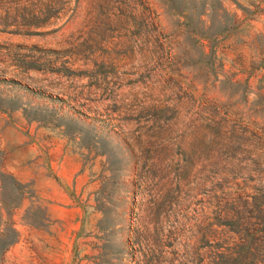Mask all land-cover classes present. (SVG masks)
Masks as SVG:
<instances>
[{
  "label": "rangeland",
  "instance_id": "obj_1",
  "mask_svg": "<svg viewBox=\"0 0 264 264\" xmlns=\"http://www.w3.org/2000/svg\"><path fill=\"white\" fill-rule=\"evenodd\" d=\"M0 264H264V0H0Z\"/></svg>",
  "mask_w": 264,
  "mask_h": 264
},
{
  "label": "crops",
  "instance_id": "obj_2",
  "mask_svg": "<svg viewBox=\"0 0 264 264\" xmlns=\"http://www.w3.org/2000/svg\"><path fill=\"white\" fill-rule=\"evenodd\" d=\"M56 148L57 146L50 158L52 165L59 157ZM69 158L71 157H68L67 160ZM13 161L15 163L14 166H9L12 175L21 182L28 180L33 182L34 187L37 188V202L46 207V214L49 218L56 219L61 214L63 204L75 203L76 200L71 195L73 188L71 185L70 187H68L69 185L67 186L68 178L73 174V167L71 163L67 164L65 162L66 157H64L65 165L57 170L54 166L49 168L46 158L38 154L36 150H31L30 154L14 156ZM81 188L77 187V185L75 186L78 192ZM81 191L84 195L86 192L89 199L94 196L90 185L83 187Z\"/></svg>",
  "mask_w": 264,
  "mask_h": 264
}]
</instances>
